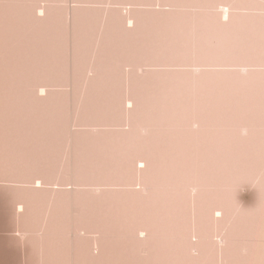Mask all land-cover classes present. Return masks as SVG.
Here are the masks:
<instances>
[{
  "label": "bare ground",
  "instance_id": "bare-ground-1",
  "mask_svg": "<svg viewBox=\"0 0 264 264\" xmlns=\"http://www.w3.org/2000/svg\"><path fill=\"white\" fill-rule=\"evenodd\" d=\"M18 1L0 0V181L30 204L16 211L23 220L42 209L45 230L35 236L21 228L12 239L42 240L44 264H264V0H147L153 29L137 33L145 43L121 49L113 38L101 42L117 24L113 14L98 20L101 43L93 54L87 49L94 61L78 54L87 33L80 46H65L73 57L64 61L67 76L75 83L83 71L88 80L76 129L51 89L55 53L32 43L41 40L38 18L33 29L24 10L13 13ZM129 1L118 4L126 27ZM71 16L74 39L86 17Z\"/></svg>",
  "mask_w": 264,
  "mask_h": 264
},
{
  "label": "rangeland",
  "instance_id": "rangeland-1",
  "mask_svg": "<svg viewBox=\"0 0 264 264\" xmlns=\"http://www.w3.org/2000/svg\"><path fill=\"white\" fill-rule=\"evenodd\" d=\"M15 1H18V0H15ZM21 1V0H20ZM20 1H18V2H13V4H15V6L17 5H19V4H22V5H19V9L18 8H16V7H13V10H12V12L14 13V12H18V13H20L21 11H23V13L26 15V17H28L27 18V21L29 22V25H30V27L32 28V26H33V29H35L34 28V26H35V23L32 21V20H35L36 18H38V20L37 21H39L40 22V24H39V22H37L36 20V23H38V25H39V27H40V29L38 28V27H36V28H38L37 30H40V32H39V35L41 36V40L40 41H38V42H35V41H33L32 43L34 44V43H41V44H43V48L45 49L44 50V53L46 54V55H49L50 53H51V51H52V53L51 54H53V53H55L54 55H53V57H54V62H55V60L57 61V62H55V63H58V64H54V65H59V66H57V68H58V71H62V72H64L63 74H62V72L60 73V72H56L57 73V76H55V77H53V81H54V83L53 84H55L53 87H51V89L53 90V88H54V91H56V92H54L55 94H57L55 97H56V99H57V97H59V101L61 100V98L60 97H62V100H63V102L61 103V102H59L58 104H59V106H57L58 107V109H59V107L60 108H63V110L64 111H67L68 112V114H67V112H66V114L64 115V111L61 109L60 111H59V116H60V119H61V117H62V113H63V115L64 116H66V117H63V119L65 118L66 119V121L65 120H60L61 122H59V124H64L63 122L65 121L66 122V125H68L67 123H69L70 121V124H71V127H72V129H76V124H77V122L78 121H76L77 119V117H78V115H77V112H78V108H83V106H80L79 104V101H80V99H82L81 100V103L82 102H84V101H86L85 99H84V91L86 90V88H84V87H86L85 86V84H83L84 82H86V81H88L86 78H83V76H84V72L82 71L81 73H79V76H80V78L79 77H77V79L75 80V81H77L78 79H79V81H77V82H75V83H73V81H74V79H72L73 77H72V73H69V75L70 76H67V73H66V70H65V68H66V65H64L65 63H64V61L65 60H70V62H72V49H69L70 47V45H73L74 44V40L76 41V43L75 44H79V46L82 44H80V42H82V41H80L79 43H78V41H79V38H80V40L81 39H85V36H84V34H86L87 33V37L86 38H90V37H88V35L89 36H93L94 38H96V40L92 37V38H90V39H94L96 42H95V44H94V46H88V45H93V43H94V41L93 40H88V39H86V40H84V41H86V45L84 44V42H83V46H81L82 47V49L83 48H85V46H87L86 48H85V50L87 51H85L84 49H83V51H85L87 54H85V53H83V51L81 50V48L79 47V49H78V54H80V56L82 55V54H84L85 56H83V58H82V60L84 61H86L87 59L88 60H90L92 57H93V59H91V61L93 60L94 61V57H95V53H94V56L92 55V56H90V54H88L89 52V50L90 49H96L95 48V46H96V44L99 42V43H101L102 42V44H110L111 42L110 41H112V38H113V41L115 42V43H113V41H112V43H111V45H115L114 47H115V49H118L119 47V45H120V49H121V47L124 45V43L125 44H134V42H135V44L137 43H145L146 42V40H144V38L143 39H141V38H139V36H145L146 35V33H149V29L151 30V29H153V26L155 25V20H154V17H153V15H152V11L149 9L150 7H147V0H142V1H139V0H134V1H129V2H131V8H132V14H131V17H130V19L132 20V23H130L131 25H127L128 27H126V26H124L123 25V23H121L122 22V20H123V15L121 14V10L120 9H122L121 7H122V2L124 1V0H115V3H114V0H90V1H92V2H90L89 0H86V4L85 3H83L82 1L83 0H22L24 3H22V2H20ZM77 1H79V2H77ZM87 1H88V3H87ZM102 1L104 2V3H102ZM139 1V2H138ZM96 2V3H95ZM100 2V3H99ZM118 2V3H117ZM146 2V3H145ZM79 3V4H78ZM101 3H102V5H101ZM107 3V4H106ZM114 3V4H113ZM121 5H120V4ZM124 3V2H123ZM142 3V4H141ZM144 3V4H143ZM85 4V5H84ZM93 4V5H92ZM100 4V5H99ZM105 4V5H104ZM118 4H119V6H121V7H119L118 6ZM25 5V6H24ZM78 5V6H77ZM89 5V6H88ZM141 5V6H140ZM144 5H145V7H144ZM75 6H77V7H75ZM80 6V7H79ZM86 7L87 9H85L84 10V12L86 13H88V10H89V14H87V15H85V13H84V15H83V12H81V11H76V13H75V10H82L83 9V7ZM92 6V7H91ZM94 6H96V7H94ZM140 6V7H139ZM22 7L24 8V9H22ZM98 7V8H97ZM101 7V8H100ZM118 7V8H117ZM147 7V8H146ZM35 8V9H34ZM89 8V9H88ZM105 8H107L106 10H107V15L104 13V16H101L102 14V12H104V9ZM111 8H112V10H111ZM141 9V10H143V8H144V10L143 11H140V13H139V9ZM90 9H93V10H90ZM95 9V10H94ZM100 12L99 14H100V16H99V14H98V11ZM109 9H110V11H109ZM147 11H146V10ZM165 9H169L168 7H166ZM16 10H20V11H16ZM105 10V11H106ZM150 10V11H149ZM225 10H226V8H225ZM34 12V13H32V12ZM93 11V12H92ZM95 11H97V12H95ZM108 11H109V13H108ZM134 11V12H133ZM144 11H146V12H150V14L149 13H145ZM219 11H223V9L221 8V9H219ZM78 12V13H77ZM111 12V13H110ZM36 13H38V15H39V17H38V15L36 14ZM80 13V14H79ZM95 13L97 14V16L95 15ZM141 14V13H143L142 15H144V17L142 16V15H140L141 16V18H144L143 19V23L140 25V19H137V18H140L138 15L139 14ZM31 14V15H30ZM35 14H36V16H35ZM69 14V15H68ZM75 15V17H74V19L76 18V19H79L80 21L82 20V19H84L85 17H86V19H84V20H82V22L83 23H81V24H79L78 26V28H77V30H76V34H75V38L73 39V35H74V33H73V31H72V29H71V24L69 23V20H71V18H73L71 15ZM90 14H94V16L93 15H91V16H89ZM108 14H113V20H115V21H117V24H115V25H113V27H112V32H111V37H110V40L109 39H106V40H101V42H100V38L99 37H101V33H103V27H104V23L102 24V23H99V22H101L103 19L105 20V16H108ZM78 15H80V16H78ZM122 15V16H121ZM134 15V16H133ZM147 15V16H146ZM148 15H149V17L150 18H146V17H148ZM120 16V18H118ZM138 16V17H137ZM146 16V17H145ZM36 17V18H35ZM68 17V18H67ZM83 17V18H82ZM31 18H32V20H31ZM33 18H35V19H33ZM89 19H91V21L89 20ZM121 19V20H120ZM137 19V20H136ZM145 19H147V20H145ZM31 20V21H30ZM90 21V23H89V21ZM99 20V24L97 23V21ZM103 20V21H104ZM119 20V21H118ZM150 20V21H149ZM67 22H68V25H67ZM94 22H96L97 24H94ZM138 24H137V23ZM16 24H17V22H16ZM15 24V25H16ZM31 24H34V25H32L31 26ZM70 24V25H69ZM90 24H93V25H90ZM136 24H137V26H136ZM157 24H158V22H157ZM37 25V24H36ZM87 25V26H86ZM103 25V26H102ZM123 25V26H122ZM134 25V26H133ZM143 25V26H142ZM145 25H147L146 26V28H145ZM138 26H142V27H138ZM160 26V25H159ZM87 28V31H85L86 29H82V28ZM101 27H102V29H101ZM118 27H120V28H118ZM136 28V27H138L137 28V30L136 29H134V28ZM70 29V31H69V29ZM116 28V29H115ZM124 28V29H123ZM141 28H142V31H141ZM144 28H145V30H144ZM148 28V29H147ZM67 29V30H66ZM121 29V31L123 32V30H124V32H126V33H122L123 34V36H122V34H121V31H119ZM123 29V30H122ZM81 30V31H80ZM94 30V31H93ZM111 30V29H110ZM127 30V31H126ZM68 31V32H67ZM92 31V32H91ZM102 31V32H101ZM115 31L119 34H117V33H115ZM134 31V32H133ZM71 32V33H70ZM78 32V33H77ZM128 32V33H127ZM141 32V33H140ZM144 32V33H143ZM70 33V36L68 35ZM80 33H84L83 34V36H82V34H80ZM92 33H93V35H92ZM131 33V34H130ZM137 33H139V34H137ZM115 34V35H114ZM128 35V36H132V34L134 35V39H125L124 38V36L125 35ZM137 34V35H136ZM80 35V36H79ZM115 36V38L114 37H112V36ZM139 35V36H138ZM148 35V34H147ZM78 38H77V37ZM99 36V37H98ZM122 36V37H121ZM138 36V37H137ZM70 38V41H69V38ZM81 37H83V38H81ZM97 38H99V40L97 39ZM118 40H117V39ZM77 39V40H76ZM124 39V40H123ZM115 40H117V41H120V42H116ZM121 40H123V41H121ZM69 41V42H68ZM93 41V42H92ZM98 41V42H97ZM105 41V42H104ZM109 41V42H108ZM132 41V42H131ZM137 41V42H136ZM144 41V42H143ZM68 42V43H67ZM90 42L92 43V44H90ZM119 43V44H118ZM121 43V44H120ZM66 44H67V46L69 47V48H67V49H69V50H71L70 52H68L69 50H67V49H65V46H66ZM68 44H70V45H68ZM88 44V45H87ZM117 44V45H116ZM45 45L48 47H45ZM52 45H55L54 47L52 46ZM50 47V48H49ZM93 47V48H92ZM117 47V48H116ZM47 48V49H46ZM56 48V49H55ZM87 49H89V50H87ZM47 50V51H46ZM55 50V52H53ZM57 51H59V52H57ZM61 51V52H60ZM67 51L69 54L67 55V53H65V52ZM79 51H81L80 53H79ZM48 52H49V54H48ZM61 53L60 54V56H58V54L57 53ZM93 52H94V50H90V53H92L93 54ZM59 57V60L61 61V62H59L58 61V57ZM65 55V56H64ZM67 55V56H66ZM88 56V58H85V57H87ZM119 57H121L120 55H118ZM65 57H66V59H65ZM76 57H79L78 55L76 56ZM74 58V59H77L78 61L81 59V57L80 58ZM56 58V59H55ZM138 58H140V57H138ZM137 57L135 58V59H138ZM45 59H51V60H53V58H52V56L50 57V58H45ZM82 60H80L79 61V65H82V67L81 68H83V66H85L84 65V63H82V64H80L81 63V61ZM82 61V62H83ZM87 62V61H86ZM85 62V63H86ZM61 63H62V65H61ZM72 64V63H71ZM61 65V66H60ZM55 66V67H56ZM63 66L65 67V68H63ZM63 68V70L61 69L60 70V68ZM71 67H72V65H70V69H71ZM93 69V68H92ZM83 73V74H82ZM60 74V75H59ZM87 74V73H86ZM59 75V76H58ZM83 75V76H82ZM64 76V77H63ZM67 76V77H66ZM78 76V75H77ZM57 77L58 78H62V79H57ZM82 77V78H81ZM85 77H86V75H85ZM66 78L67 79H69L70 78V81L69 82H67L68 80H66ZM86 79V81H84ZM58 80V81H57ZM66 80V82H64ZM72 80V81H71ZM82 81V83H81V81ZM84 81V82H83ZM51 82V84H52V81H50ZM131 83H130V86H131V84H133V85H137L136 83H135V79H131V81H130ZM64 83V84H63ZM67 83V84H66ZM69 83V84H68ZM80 85H79V84ZM87 83V82H86ZM61 84V85H60ZM65 84H66V86H65ZM71 84V85H70ZM76 84V85H75ZM73 85H75V88H74V86ZM79 87H78V86ZM60 86V87H59ZM64 87H70V88H64ZM82 87H83V89H84V91H83V89H82ZM77 88V89H76ZM21 89V88H20ZM68 89L70 90V91H68ZM76 89V90H75ZM114 89V88H113ZM118 90H119V88H117ZM130 89H131V87H130ZM59 90H61V91H59ZM65 90L67 91V92H65ZM79 90V91H78ZM110 91H118V90H116V89H114V90H112V88L111 89H109ZM136 90H138V88H136ZM76 91H78V92H76ZM110 91H108L107 90V92H110ZM131 91V90H130ZM57 92H59L60 94H58ZM70 92V93H69ZM81 92V93H80ZM107 92H105V93H107ZM111 92V93H112ZM70 96V97H67L68 95ZM84 93V94H83ZM58 95H60V96H58ZM84 95V96H83ZM80 96L82 97L83 96V98H80ZM64 97V98H63ZM70 98L69 100L67 99V98ZM80 98V99H79ZM86 98V97H85ZM64 99H66L65 100V102L67 103V104H69V105H66V103L64 102ZM61 100V101H62ZM67 100H68V102H67ZM91 101H93V100H96V99H94V98H92V99H90ZM21 102V101H20ZM20 102H18L19 104H20ZM18 103L16 104V106H18ZM22 103V102H21ZM23 103H25V102H23ZM87 101H86V105L85 106H87ZM57 104V105H58ZM82 104H84V103H82ZM91 104H92V106H91ZM22 105V104H21ZM63 105V106H62ZM65 105H66V108H67V106H70V107H68V109L66 110V108H65ZM79 105V106H78ZM20 106V105H19ZM85 106H84V108H85ZM90 106L91 107H94V106H96L97 108H100L101 106H100V104H95L94 103V105H93V103L91 102L90 103ZM96 107H94V108H96ZM15 109H17V107L15 108ZM19 109V108H18ZM17 109V110H18ZM20 109H21V107H20ZM20 109H19V111H20ZM23 109H25L24 107L21 109L22 111H24ZM80 111V110H79ZM21 112V111H20ZM68 115V116H67ZM76 115H77V117H76ZM70 116V117H69ZM67 118H70L69 120L67 119ZM73 121V122H72ZM66 125L64 126V128H63V125H60V132H61V130H62V136L60 137V138H63L64 136H63V132L65 131V127H66ZM66 133V132H65ZM64 133V134H65ZM64 139V138H63ZM63 139H61V140H63ZM64 149V148H63ZM68 146H66L65 147V151L63 150V151H61V154H62V152H64V159L65 158H67L66 156H68L67 154H68ZM60 154V157L61 158H63V154L61 155ZM60 158V159H61ZM59 159V160H60ZM60 170H62V171H64L63 170V168H60ZM58 171H59V168H58ZM48 173L46 174V175H41L40 177L42 178V179H45L47 176L49 177L53 172H52V170L51 171H47ZM56 172H57V169H56ZM61 172V171H60ZM44 176V177H43ZM48 177H47V179H48ZM4 181H0V264H44V254H43V249H42V240L41 241H39V243L37 244V241H33V240H31V241H29V240H27V241H25V242H18V244H17V239H12V237L13 236H21V232L19 231V230H21L19 227H21V226H23V227H21L22 229H24L25 230V232H27V231H30L28 234H31V235H35V236H38V231H42V230H45L44 229V214H43V212H42V209H39V210H35L36 212L38 211V212H40V213H33L34 215H32V218L30 219V221L29 220H23L21 217H20V215L16 212V211H18V209L21 207V206H30V204L29 203H19V202H17V201H15L14 199H13V191H12V193L10 192V190L9 189H11V188H9V189H7L8 187H10V185H9V182H6V184L5 183H3ZM2 183V184H1ZM7 183H8V186H6L7 185ZM256 183L257 182H255L254 184H248L245 188H242L241 190H242V192H243V194H245V195H251L252 193H251V191L252 190H254L255 188H256ZM4 184V185H3ZM32 186V185H31ZM55 186V184H52V182H51V184H49L48 185V188L50 187V188H53ZM2 187H3V189H2ZM35 187H38L39 189L40 188H42V187H44L43 185H41V183L40 184H37V185H35ZM6 189H7V191H9V192H7L6 191ZM3 190V191H2ZM7 192V193H6ZM6 193V194H5ZM9 195V196H8ZM14 195H15V193H14ZM26 195H27V193H26ZM36 195H38L39 197L40 196H42V193L41 192H39L38 194H36ZM6 196H8V197H6ZM41 199V198H40ZM9 202H8V201ZM14 202V203H13ZM41 204H44V203H39V205H40V207H41ZM242 203H241V205H239V208L238 209H240L241 207H242ZM15 210H14V209ZM39 214H40V216H39ZM18 215V216H17ZM34 216V217H33ZM38 217V218H37ZM35 218V219H34ZM37 218V219H36ZM13 219V220H12ZM20 219H21V221H20ZM25 221V222H24ZM36 221V222H35ZM22 224H21V223ZM28 222V223H27ZM35 222V223H34ZM15 223V224H14ZM19 225H21V226H18ZM28 225V226H27ZM30 225V226H29ZM18 228V229H17ZM27 229V230H26ZM10 230H12V232L11 233H9V231ZM15 232H16V235H15ZM19 232H20V234H19ZM25 232H23V233H25ZM33 232V233H32ZM38 232V233H37ZM43 232V231H42ZM14 233V234H13ZM35 233V234H34ZM42 234V233H41ZM62 234V233H61ZM63 234H65L64 232H63ZM224 234V233H223ZM11 235H12V237H11ZM117 235L119 236V237H121L118 233H117ZM116 235V236H117ZM7 236H10L9 238L7 237ZM39 236H40V234H39ZM62 236V235H61ZM64 236V235H63ZM18 238V237H17ZM217 241H219L220 243H223L222 242V239H221V237H218L217 239H216ZM35 242H36V244H35ZM23 243V244H22ZM28 243V244H27ZM34 245H33V244ZM25 244V245H24ZM19 245V246H18ZM21 245V246H20ZM28 245V246H27ZM25 247V248H24ZM39 247V248H38ZM30 248V249H29ZM36 249V250H35ZM38 249H39V251H38ZM41 249V250H40ZM24 251H25V254H24ZM35 251H37L36 252V254H35ZM195 252H197V251H195ZM195 252H193V253H195ZM40 253H42V254H40ZM95 253H96V251H95ZM42 255V256H41ZM38 257V258H37ZM29 261H28V260ZM35 259V260H34ZM25 261V262H24Z\"/></svg>",
  "mask_w": 264,
  "mask_h": 264
},
{
  "label": "crops",
  "instance_id": "crops-1",
  "mask_svg": "<svg viewBox=\"0 0 264 264\" xmlns=\"http://www.w3.org/2000/svg\"><path fill=\"white\" fill-rule=\"evenodd\" d=\"M19 227V226H18ZM20 229H21V227H20Z\"/></svg>",
  "mask_w": 264,
  "mask_h": 264
}]
</instances>
